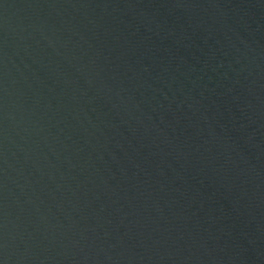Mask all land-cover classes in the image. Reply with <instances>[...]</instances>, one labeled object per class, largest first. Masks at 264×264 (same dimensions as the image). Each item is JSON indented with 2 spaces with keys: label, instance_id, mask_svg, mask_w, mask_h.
Returning a JSON list of instances; mask_svg holds the SVG:
<instances>
[{
  "label": "water",
  "instance_id": "water-1",
  "mask_svg": "<svg viewBox=\"0 0 264 264\" xmlns=\"http://www.w3.org/2000/svg\"><path fill=\"white\" fill-rule=\"evenodd\" d=\"M0 264H264V0H0Z\"/></svg>",
  "mask_w": 264,
  "mask_h": 264
}]
</instances>
